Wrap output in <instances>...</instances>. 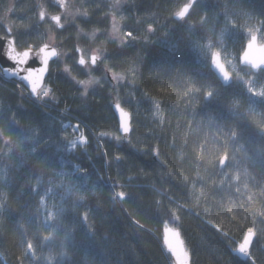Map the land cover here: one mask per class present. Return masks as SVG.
<instances>
[{
	"label": "trees",
	"instance_id": "1",
	"mask_svg": "<svg viewBox=\"0 0 264 264\" xmlns=\"http://www.w3.org/2000/svg\"><path fill=\"white\" fill-rule=\"evenodd\" d=\"M12 1L8 2L11 4L6 5L5 10L13 7L9 17V22L14 25L13 32L15 33L17 28L23 30L26 26H31L33 30L25 38L28 43L38 47L44 38L41 39L42 32L34 25L36 3L33 0ZM43 1L46 5L51 6L50 0ZM99 1H82L83 10L88 11L87 18L77 20L75 25L70 24L64 29L58 30L55 27L53 29L56 34V46L68 53L66 60L50 63L51 75L47 76L45 80V86L50 87L56 97L55 102L47 98H45L46 103L38 101L37 98L32 99L25 90L20 88L18 83L6 80L0 75V130L9 128L13 119L18 121L17 127L9 133L13 140L19 133H25L43 136V141L50 143L59 142L65 138L70 141L77 135V132L72 128L75 123L79 124V128L88 138L86 145H78L72 151H61L55 156L53 168L46 169L42 173L41 165L32 157H22L19 151H13L12 163L17 165L23 163L27 167L20 166L16 171L8 172L12 186L5 190L8 192L7 203L10 211L5 214L4 228L0 229V264H15V257L20 254L21 230L18 228L17 222H23L25 228L28 229L26 239L40 243L33 237V231L39 224V220L30 224L26 219H22L35 213L39 197L34 200L30 196L18 198V193L28 191L25 180L30 179L34 184L37 175H43L45 187L49 179L54 184L59 183V179L53 173L61 170V161L65 162L64 171L67 172H73V166L80 165L87 174L88 186H95L99 189L96 195H88L75 212L71 211L75 198L68 199L65 207L69 211L63 218V226L58 233L53 234L54 237L63 236L64 227L75 225L73 237L77 245L78 257L76 258L82 261L106 259L109 264H170L161 245V228L167 221L178 227L185 245L190 251L191 264H250V261L240 260L230 252V249L236 245L214 227V225L220 224L229 235L235 236L237 241L242 238L235 223H230L229 216L225 214L227 207L231 206L228 204L227 194L216 190L222 176L216 174L209 178L212 167L208 161H214L223 152L222 148L219 152L213 150L212 136L216 130L204 128L199 133L189 130L186 119H191L190 110H185V105L188 102L181 99L180 93L183 91V84L178 81L173 85L172 80L163 77L168 81V87L174 91L171 99L161 109L162 115L165 116L163 127L158 123V118L153 116V106L144 96L145 92L158 99L165 95L159 91L161 84L155 79L158 70L152 68L151 65L168 54L167 48L163 45L145 44V39L150 42L162 40L164 33L174 23L168 19L170 14L178 10L179 6L186 3L187 0H126V7L120 13L125 19L123 21L119 19L118 22L123 26L121 36L124 32L133 31L136 40L131 43L135 47L118 60L113 61L109 58L106 63L110 66L114 64L113 71L124 74L128 82H131L132 77L129 69L135 62L137 68L136 87H129L128 83L121 82V86L113 90L111 84L104 82L102 87H93L95 90L92 87L89 88L88 95L82 97L83 88L71 80V76L78 80L85 79V73L75 65L77 60L75 46L78 44L85 51H88L89 48L98 49L106 46L110 53L115 48L111 43H106L109 24L108 21H103V16L100 15L103 8ZM205 3L209 6V26H211L214 22L211 10L212 0H205ZM96 4L100 5L98 9ZM244 11L253 18L249 19L243 14L234 17V22L237 25L236 32L232 39L227 40V60L236 65L239 63L238 59H234V57H239L242 52L248 39V29L254 27L258 19H264V14H262L264 13V0H244ZM201 15L203 13L193 15L190 22H198ZM3 16L5 17V14ZM1 17L2 10H0ZM219 21L217 32L223 26L222 16ZM148 25H152L157 30L154 35L147 32ZM81 29L83 33L87 34L98 30L96 31L98 35L94 41H88V36L84 35H80V38L77 39V34ZM3 30L4 28L0 26V32ZM204 35L206 32L197 30L198 37ZM178 39L179 33H173L171 40L175 42ZM233 39L238 42L233 44ZM260 40L264 43V39ZM18 48H24V45L21 43ZM187 60L193 66L199 63L195 52L189 53ZM222 60L224 62L223 56ZM232 64H226L230 73H232L230 71L233 68ZM65 65L72 68L71 76L63 72ZM177 66L179 67V65ZM239 68L242 69L240 75L243 76V70L246 68L240 65ZM94 71V77L102 78L105 75L103 69ZM108 75L110 77L111 73ZM187 75H194V73L188 71ZM173 78H175V73H173ZM245 78L247 79V77ZM214 87L220 88L221 96L219 99L213 100L207 107L202 96H198L192 101L193 105L201 110V116L204 111L209 110H222L226 115L227 108L221 109V105H229L233 99H238L240 101L238 110L245 114L243 119L249 126L256 128L264 119L262 116L264 108H261L259 104L252 105L255 112L247 111L250 106L249 94L245 91L244 84L232 82L229 86H222L217 83ZM129 99L131 102L125 103ZM253 99L258 98L254 97ZM114 101H119L132 114V124L135 130L130 133V142L129 140L117 142L113 139L114 135L119 134L117 120L112 111ZM200 118V116L197 117V119ZM66 122H70L71 126L64 128ZM178 122L179 128L177 127ZM228 123H232V121H228ZM242 126L244 125L242 124ZM195 129L196 125L192 124V130ZM49 131L51 132L50 136L45 134ZM205 137L209 142V152L205 154V164L197 168L195 157L199 149L194 142L198 139L203 142ZM43 141L37 147L38 152L44 148ZM65 143H57L48 147L43 151L42 158L52 156L57 152V147L64 149ZM240 145H243V148L236 155L243 167L246 166L243 154L245 152L251 154L255 144L245 136L237 141L236 147ZM157 146L160 151L158 158L153 155L152 151ZM105 149L107 150L106 156L104 155ZM23 150L25 153L28 152L29 145L27 143L24 144ZM232 151L233 148L230 145L229 152ZM2 152H7V148L4 146L3 139H0V153ZM117 155L121 157L119 161L114 159ZM162 162L165 165L163 167L161 166ZM9 164L10 162L0 155V169H4ZM205 167L209 169L208 172H205ZM169 169L179 172L187 178V181L181 180L179 176L167 175ZM197 171L204 177L203 190L206 193V196L199 201L194 196L187 194L191 191L192 183L196 180ZM225 171L234 173L236 169L226 168ZM249 172L253 176L256 175L251 168H249ZM110 177L111 179H109ZM78 178L83 179L79 173L71 177L73 180ZM260 180L261 178L256 176V181L260 182ZM113 183L116 184V187H109ZM120 185H124V187L121 188ZM201 187V184L197 182L196 191L199 192ZM119 191L132 193L131 199L123 206L119 202L113 203L110 199L114 192ZM252 191L259 193V188H254ZM162 193L166 194L162 195ZM41 194H43L42 190ZM169 196L173 197L176 203H169ZM222 196L224 197L223 202ZM59 199L60 195L58 194L56 201L59 202ZM157 200L162 201L168 209H175L179 219L174 221L167 211H160L159 206L155 204ZM97 205H99V211H96ZM178 205H183V207L180 208ZM253 210H264V199L257 197L249 210L250 213ZM86 212L89 213L88 224L93 226L94 236L88 234L87 225L82 223L83 214ZM133 220H139L143 225V230L137 228L132 222ZM50 223L52 222L50 221ZM248 226L259 227L258 219L256 225H253L249 220ZM49 231L51 229L42 228L41 239L43 236H47ZM53 243L54 246H58V239ZM56 250H59L58 247ZM48 251L47 246L42 249L36 248L38 257L47 255ZM71 259L73 257L64 258L66 264ZM33 264H39V262L33 261Z\"/></svg>",
	"mask_w": 264,
	"mask_h": 264
},
{
	"label": "snow or ice",
	"instance_id": "2",
	"mask_svg": "<svg viewBox=\"0 0 264 264\" xmlns=\"http://www.w3.org/2000/svg\"><path fill=\"white\" fill-rule=\"evenodd\" d=\"M55 3L63 10L62 15H71L75 18L77 15L87 17L88 12L85 10L80 12L77 9L76 13L68 11V4L66 0H55ZM39 20L45 21L46 18L51 22H54V26L58 29H64L65 25L61 23L62 15L49 16L45 7L39 5ZM100 7L96 4V8ZM110 11L104 14V19H107L110 15L112 18L111 31L108 34V40L106 43H111L115 46L113 52H109L106 46L95 49L92 51L90 56L85 55V49L75 46V51L79 55V58L75 61V65L80 68L87 76L86 80H78L76 77L71 76L72 68L65 65L63 72L71 76V80L79 87L83 88L81 93L82 97L88 95L90 87L98 86L102 87L104 82H108L112 85L113 90L118 86H121V82L128 83L129 87H136L135 77L137 68L135 62L129 69V73L132 77L131 82H128L127 77L124 74H118L113 71L114 64L110 66L106 61L111 58L113 61L118 60L122 55L131 51L135 45L131 41L136 40L133 31L124 32L121 36L122 25L117 20V14L121 13L126 7V0H111L107 5ZM212 20L214 21L209 26V6L205 3V0H187L179 6L178 10L172 12L168 19L174 21L173 25L168 28L164 33V38L159 41L150 42L145 39V44H161L167 48L168 54H166L159 61H154L151 65L152 68L158 70L155 75V79L159 81L161 87L159 91L164 96L159 99L150 96L147 92L144 96L147 97L148 101L153 106V116L158 118V123L161 127L164 126L165 116L162 115V106L171 99L174 91L168 87V81L163 79L167 77L168 80L173 81V85L178 81L183 84V91L180 93L181 99L187 101L185 110H190L191 119L187 120L186 123L190 131L199 133L204 128L215 129L216 133L212 136L213 150L219 152L223 149L222 154L218 155L217 158L209 160L208 164L212 167V172L209 175L219 174L222 176L220 185L216 187L217 191L224 192L227 194L228 204L231 205L226 209V215L229 216V222L235 223L236 229L241 233L242 238L237 241L235 236L229 235L228 232L220 225H214L215 229L223 233L231 243L235 244V248H231L232 253H236L239 256L246 258L250 261V264H264V210H253L250 213V209L254 204L257 197L264 199V119L257 125L256 128H252L243 119L244 113H241L239 109L240 101L233 99L229 105H221V109L227 108V114L225 115L222 110H209L204 111L201 116V110H198L192 103V101L202 96L205 106L209 105L213 100H217L221 96L220 88L214 87L215 84L220 83L221 85H227L230 81L233 83H242L245 85V91L249 94V108L248 112H255V108L252 105L259 104L261 108H264V43L258 44V34L260 39H264V19H258L257 24L249 28L247 31V45L243 51L242 57H234V59H240L241 62L246 66L244 75H240L242 69L239 65L232 64V61L227 60V40L232 39L233 34L236 32L237 25L234 22V17L238 15L248 16L249 19L253 17L244 11V0H212ZM8 11H13V7H10ZM200 19L196 23L190 22V18L193 15H199ZM264 14V13H262ZM223 17V26L220 27V31L217 32L216 28L219 25V18ZM125 17L120 15V21H123ZM5 28L6 35L0 36V70L5 74H11L16 76L21 84L25 87L30 86V95L36 94L38 101L47 102V99L56 101V97L50 87L43 86L47 76L51 75L50 61L57 63L60 61L62 56H67L68 53L58 51L57 47L54 46V37L48 36L47 41L42 43L39 47H35L33 44L28 43L25 38L32 32L31 26H26L21 30L16 29L13 32L14 25L8 24L3 25ZM197 30L206 32L204 36H197ZM96 31L94 30L91 34L83 33V30H79L77 39L80 35L88 36L90 40H95ZM157 30L152 26L148 25L147 32L150 35H154ZM173 33H179V39L175 42L171 40ZM43 35L41 39H43ZM233 44L238 41L233 39ZM23 44V50H18V45ZM195 52L199 58V63L195 66L190 64L187 60L189 53ZM222 56L224 62H222ZM55 58V59H53ZM11 65L9 67L8 65ZM226 64H232L234 72L230 73ZM36 65V66H33ZM103 65L105 75L102 78L93 77L91 72ZM179 65V67L177 66ZM191 71L194 75H187V72ZM109 73L111 76L109 77ZM175 73V78H173ZM247 77V79L245 78ZM26 82V83H25ZM114 82V83H113ZM198 85V86H197ZM93 90H95L93 88ZM258 99H253V98ZM131 100H126L125 103H130ZM115 108L119 112L120 120L118 130L121 134L113 136L117 142L123 140H129L130 133L135 129L132 124V114L130 111H126L121 103L118 101L115 104ZM200 116V119L197 117ZM264 116V114H262ZM240 117V119H237ZM232 121V123H228ZM18 121L12 120L11 125L7 129L0 130V139H3L4 146L7 148V152H2L3 155L10 164L6 165L4 169H0V229L4 228L5 214L10 211L8 207V192L5 190L12 186V181L9 179L8 172L16 171L18 167L26 164L17 165L12 163L13 151H19L21 156H30L41 165V173L46 169L53 168L55 156L61 151H71L78 145H86L88 138L83 132L73 140H65L56 142L43 141V136L40 135H27L25 133H19L17 138L13 140L9 133L13 128H16ZM192 124L196 125V129L192 130ZM242 124L244 126H242ZM71 125H64V128L70 127ZM76 130H79V124L76 126ZM85 127H87L85 125ZM179 128V122L177 124ZM226 129V131H225ZM46 135H51V132H46ZM105 135V134H102ZM245 136L249 138V141L255 144L251 154L245 152L244 164L237 159L236 153L243 148V145L236 147L237 141L243 139ZM163 138V137H160ZM258 138V143H257ZM44 143V148L40 152L37 151V147ZM65 141H67L65 143ZM130 142V140H129ZM27 143L29 150L27 153L24 152L23 146ZM57 143H65V148L60 149L57 147V152L50 157L42 158L43 151L48 147H52ZM195 146L199 149L196 154L197 168L200 165L205 164V154L209 152L208 140L201 142L199 139L196 140ZM232 146L233 151L229 152V146ZM153 155L159 157V147H155ZM104 155H107L105 149ZM115 160L119 161L121 157L119 155L114 157ZM65 162L61 161L59 172L53 174L59 179V183H53L51 179L48 180L47 186L45 187V181L43 175H37L35 177V183L33 184L30 179L25 180L28 191H21L18 193V198L30 196L33 200L39 197L38 206L35 209L33 215H29L26 218L28 223H34L39 220L35 230L33 231V237L40 241V243H34L33 240L26 239L28 229L25 228L23 222H17L20 232L19 249L20 254L15 257V264H33V261H38L39 264H66L65 257H73L67 264H109L105 259H89L82 261L78 257L77 245L73 237L75 231V225L73 227H64L63 236L54 237V233H58L60 228L63 226V218L69 211L65 207V203L70 198H75L72 204V212H75L77 207L84 202L88 195H96L99 189L95 186L89 187L87 174L81 169L80 165H74L73 172L64 171ZM161 166H165L162 162ZM226 168H234V173L226 172ZM242 168V171H241ZM249 168L252 172H255V176L249 172ZM209 169L205 167V172ZM77 173L81 174L83 179L73 180L71 177ZM167 175L179 176L181 180L187 181L186 177H183L179 172L174 169H169ZM256 176L261 178L260 182L256 181ZM111 179V177L109 178ZM131 179V178H129ZM201 184L199 192L196 191V183ZM250 182L251 187H250ZM204 177H202L197 171L196 180L192 183L191 191L188 195L194 196L197 201L202 197L206 196L203 190ZM227 185V187H225ZM109 187L115 188L116 184H110ZM121 188L124 185H120ZM139 187V186H137ZM243 188V191H242ZM259 188V193H254L252 190ZM41 190L43 194H41ZM62 191V194H61ZM159 191V189H157ZM60 195L59 202L56 201V196ZM166 193H162L164 195ZM132 193L125 191L114 192L110 199L113 203L119 202L121 206L131 199ZM246 197V198H245ZM222 202L224 197L222 196ZM169 203H176V200L169 196ZM155 204L159 206L160 211H167L171 218L176 221L179 217L176 214L175 209H168L162 201H155ZM182 208L183 205H178ZM96 211H99V205H97ZM155 211V210H152ZM191 211V209H189ZM89 213H84L82 223L87 225L88 234L91 236L95 235L92 225L88 224ZM259 222V227L248 226V221L251 220L253 225ZM50 221L52 223H50ZM137 228L143 230L139 220L132 221ZM211 223V221H208ZM51 229L47 236L40 237L41 229ZM167 233V229H166ZM173 239H170L165 235L164 243L170 252L169 259L175 258V264H190V251L186 250L183 246V241L179 239V231L172 232ZM59 241L58 246H54V240ZM47 246L49 251L47 255L38 257L36 254V248H43ZM58 247L59 250H56Z\"/></svg>",
	"mask_w": 264,
	"mask_h": 264
},
{
	"label": "rangeland",
	"instance_id": "3",
	"mask_svg": "<svg viewBox=\"0 0 264 264\" xmlns=\"http://www.w3.org/2000/svg\"><path fill=\"white\" fill-rule=\"evenodd\" d=\"M13 1H15V0H13ZM12 1V2H13ZM82 1H87V0H66V3L68 4V11L69 12H71V13H76V11H77V9H79L80 10V12H83V11H85V10H83V8H84V6L83 5H81V2ZM97 1H99V0H95V2H97ZM8 2H10V0H6V2H3V0L2 1H0V10H2V17H3V15L5 14V17L6 16H10L11 15V11H8V9H6L5 10V6L6 5H10L11 3H8ZM45 1H43V0H36V17H35V19H34V24H38L39 23V19H38V12H39V5H43L44 7H45V9H46V11H47V13L49 12L48 11V9H47V5L44 3ZM102 3L101 4V7L103 8V9H101L102 11H100V15L101 16H103V21H108V24H109V26H108V32H110L111 31V23H112V18H111V16L109 15L108 16V18L107 19H104V14L105 13H108L109 11H110V9H109V7H107V5H108V3H110L111 2V0H100L99 1V3ZM86 9V8H85ZM4 11V12H3ZM87 11V10H86ZM88 12V11H87ZM7 13H9V14H7ZM62 13H63V10L62 9H60V10H58L57 11V14L58 15H62ZM52 14H55V13H53V12H50V13H48V15L49 16H51ZM1 17V18H2ZM85 18H87V17H83V16H79V15H77L75 18H73V16H71V15H68V16H64V15H62V20H61V23H63L64 25L65 24H73V25H75L76 23H77V20H83V19H85ZM119 19H120V13H118L117 14V20L119 21ZM44 23H45V27H43V29H44V31H45V33H44V42H48L47 41V38H48V36H52V37H54V35H53V33H52V31H51V29H50V26H51V24L52 25H54V23L53 22H51L50 20H48L47 18H46V20L45 21H43ZM3 23V25H8V24H11V22H9V21H3L2 22ZM98 33V32H97ZM96 35H98V34H96ZM88 41H91L89 38L87 39ZM96 48H89V49H87L88 51H85V55L86 56H89L91 53H92V51L93 50H95ZM59 51L60 52H65L64 50L62 51L61 49H59ZM66 53V52H65ZM60 60L61 61H64V60H66V56H62L61 58H60ZM95 69H103L104 70V68H103V66H99V67H97V68H95ZM94 69V70H95ZM92 71L91 72V75L94 77V72L95 71ZM105 71V70H104ZM230 71L231 72H234V68H232V69H230ZM86 79H88V76L85 74V79L84 80H86ZM94 88H95V86H93ZM92 87V88H93ZM91 88V87H90ZM65 125H70V122H66L65 123ZM77 124H73L72 125V128L74 129V130H76V126ZM77 131V130H76ZM81 132H83L81 129H79L78 131H77V135H76V137L74 138V139H76L80 134H81ZM73 150V149H72Z\"/></svg>",
	"mask_w": 264,
	"mask_h": 264
},
{
	"label": "water",
	"instance_id": "4",
	"mask_svg": "<svg viewBox=\"0 0 264 264\" xmlns=\"http://www.w3.org/2000/svg\"><path fill=\"white\" fill-rule=\"evenodd\" d=\"M257 43H258V44H262V43H263V42L260 41L259 36H258ZM246 45H247V41L245 42L244 47H243V50H242V52L240 53L239 57H242V54H243V51H244L245 48H246ZM18 50H19V49H18ZM20 50L22 51L23 49H20ZM78 58H79V55H78ZM53 59H55V58H53ZM222 62H223V60H222ZM238 62H239V65H240L241 67H246V66L241 62L240 59H238ZM50 63H51V61H50ZM8 66L11 67L10 64H9ZM33 66H36V65H33ZM226 68H227V66H226ZM227 70H228V69H227ZM0 71H1V73H2V76H3L6 80H12V81H15V82L20 83L19 79H18L16 76L11 75V74H5L2 70H0ZM44 82H45V81H44ZM25 83H26V82H25ZM231 83H232V82L230 81L227 85H222V86H229ZM20 84H21V83H20ZM22 85L24 86V84H22ZM24 87H25V86H24ZM25 88H26V89L29 91V93H30V86H29V87H25ZM30 96H31L32 98H36V94H32V95H30ZM115 104H116V101H114L113 104H112V111H113V113H114V115H115V117H116V120H117V126H119L120 116H119V112H118V110L115 108ZM123 108H124V107H123ZM124 109H125V108H124ZM125 110H126V109H125ZM126 111H128V110H126ZM118 133L122 135V133H120L119 130H118ZM166 229H167V233H166ZM175 231H179L178 227H177V226H174V225H172V224H170V223H168L167 221L164 222V225H163V227L161 228V245H162L164 251L166 252V254L168 255V257H170L171 254H170V252H169V250H168V248H167V245L164 243L165 235H167L170 239H173V237H172V232H175ZM179 239L183 241V246H184V248L187 250V247H186V245H185L184 239H183L182 236H181L180 231H179ZM230 252H231V251H230ZM231 253H232V252H231ZM232 254H233L234 256L238 257L240 260H243V261L246 260V258H244V257H242V256H239V255L236 254V253H232ZM170 263H171V264H175V258H174V257H171ZM190 264H191V256H190Z\"/></svg>",
	"mask_w": 264,
	"mask_h": 264
},
{
	"label": "flooded vegetation",
	"instance_id": "5",
	"mask_svg": "<svg viewBox=\"0 0 264 264\" xmlns=\"http://www.w3.org/2000/svg\"><path fill=\"white\" fill-rule=\"evenodd\" d=\"M35 3H36V0H33ZM50 2H51V6H49V5H47V9H48V13H50V12H53V13H55V14H52V15H58L57 14V11L58 10H60L61 8L55 3V0H50ZM35 8H36V6H35ZM39 13V12H38ZM7 14H9V13H7ZM51 15V16H52ZM11 16V15H10ZM10 16H6V17H2V18H0V26L2 27V28H4L3 27V21H9V17ZM38 19H39V17H38ZM54 23V22H53ZM37 28H39L40 29V31L42 32V35H43V37L45 36L44 35V33H45V31H44V29H43V27H45V23L43 22V21H39V23L38 24H34ZM68 27V26H70V24H65V27ZM55 26L54 25H52L51 24V26H50V29H51V31H52V33H53V35H54V40H55V36H56V34L54 33V31H53V29H55L54 28ZM56 29H58V28H56ZM58 30H60V29H58ZM4 35H6V32H5V28H4V30L2 31V32H0V36H4ZM54 46L55 47H57V49H58V51H59V46H56V44L54 43ZM19 50L20 49H23V48H18ZM91 55V54H90ZM89 55V56H90ZM77 59H78V56H77Z\"/></svg>",
	"mask_w": 264,
	"mask_h": 264
},
{
	"label": "bare ground",
	"instance_id": "6",
	"mask_svg": "<svg viewBox=\"0 0 264 264\" xmlns=\"http://www.w3.org/2000/svg\"><path fill=\"white\" fill-rule=\"evenodd\" d=\"M80 129V128H79ZM169 261H170V259H169Z\"/></svg>",
	"mask_w": 264,
	"mask_h": 264
}]
</instances>
